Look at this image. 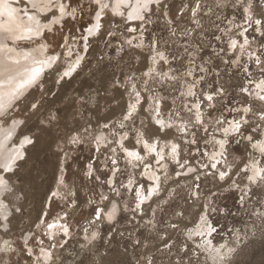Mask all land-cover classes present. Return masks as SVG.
Here are the masks:
<instances>
[{"label":"rangeland","instance_id":"1","mask_svg":"<svg viewBox=\"0 0 264 264\" xmlns=\"http://www.w3.org/2000/svg\"><path fill=\"white\" fill-rule=\"evenodd\" d=\"M63 2L76 11L16 42L41 44L32 65H50L0 115V137L10 132L7 144L21 154L12 172L0 170L14 192L0 196V264H264V180L248 179L252 165L264 168L253 148L264 135L256 83L264 80V23H254L264 22V0H252V21L248 0L153 1L145 19L133 21L105 10L88 36L98 8ZM12 3L21 16L22 7L40 21L53 18L28 0ZM237 121L239 131H223ZM25 137L32 142L22 145ZM126 149L142 159L130 161ZM201 215L216 228L211 235ZM52 219L64 226L58 234L50 233Z\"/></svg>","mask_w":264,"mask_h":264},{"label":"snow or ice","instance_id":"2","mask_svg":"<svg viewBox=\"0 0 264 264\" xmlns=\"http://www.w3.org/2000/svg\"><path fill=\"white\" fill-rule=\"evenodd\" d=\"M17 2H23V0H17ZM156 3H159V0H155ZM28 3L31 4V7L33 10L39 13H47L52 12L54 19L51 21V23H58L60 19H62L66 14L72 15L76 9L73 8L71 12H67L68 7L70 4H65L63 0H28ZM91 3L96 6L99 10L96 11V19L97 21L100 20L101 14L105 12V10H109L114 15L124 16L125 13L121 9H130L127 12V19L128 20H144L145 19V13L149 11L150 4L153 3V0H135L133 3V0H114V3L112 0H91ZM237 6H240L243 3V0H236ZM218 6H226V4L223 2V0H218ZM252 7V0H248L247 7H244V12L249 13L247 16V19L249 21H252V16L250 14V9ZM95 10V9H93ZM23 15L27 16L28 23L25 24L21 19H19V12L16 7H13L12 0H0V53H7L10 54L14 51L12 47L8 46V41L15 44L17 41L22 40H30L32 39V35L35 33L36 35H39V31L41 28V21L38 18L37 15H30L28 14L26 9H22ZM56 11L59 12V17H56ZM6 18V19H5ZM256 25H262V22L260 19H256L254 21ZM95 28H99V23L95 25ZM134 30V29H133ZM89 34L92 33V29L90 28ZM86 39V38H85ZM247 43V40L245 41ZM232 47H236V41H232ZM3 55L0 57V77H4L3 79H0V109L4 108V101L7 98L10 102L11 99H14L15 95L18 93L19 88L23 87L25 83H31L33 82L36 77L39 75L41 69L40 68H32L30 71L25 70V74L27 75V79L24 81H21L15 88L12 87L13 83L15 82V76L11 74L12 69L9 67V62L12 64H19V59H16L12 57L11 55ZM160 59H164L163 54L159 53ZM25 60H28L29 54L25 53L24 57ZM52 59H55L53 57ZM257 63H260L259 57H257ZM68 72H65V75H68ZM5 85L8 87L5 88ZM258 88H261L264 90V80H261L260 83L257 85ZM244 91H247V89H244ZM189 95H193L191 88H189L188 91ZM137 97V103H139V92L135 93ZM208 100L212 99V96L207 97ZM259 99L261 101H264V96H260ZM135 110V105H130V111L128 113L129 116H131L132 111ZM251 109L245 108L244 112L247 113ZM127 118V117H126ZM260 118L264 120V111L261 112ZM199 114L197 115V120H199ZM158 123H162L158 121ZM241 127V124L239 121H237L233 125L234 131H239ZM227 129H225V132L227 133ZM11 133H6L7 137H10ZM104 139L103 136H97L96 141L97 143H100ZM253 138L249 137V140L251 141ZM32 141L25 137V139L22 141L23 144H30ZM77 138L73 137L71 140V143H76ZM221 143V147H223V142ZM144 147L149 152L155 151V145H150L147 142H145ZM253 148L257 149L262 156H264V140L257 141L253 144ZM127 151V150H125ZM173 155H175L177 151V145H172L171 149ZM128 156L135 157L137 160L142 159L139 153L128 151ZM21 154L17 152L16 154L12 153H4L0 152V170H2L5 173L12 172L13 168L15 166L17 158ZM161 159L163 157L161 156ZM159 162V161H157ZM91 167V165H89ZM212 167H215V165H212ZM190 171L192 169H189ZM252 175L248 177V179L252 182H256L257 178L264 180V168H256L255 165L251 166ZM226 175L225 172L220 173V178L223 179ZM59 184H63V174L59 178L58 181ZM14 195L13 189L10 187L9 180L6 179L4 176L0 175V196L9 197ZM56 193H53V196H55ZM139 195V193H138ZM151 195V193H149ZM147 198V197H146ZM104 199H107V197H104ZM241 200H243V197H241ZM3 202L0 201V207H3ZM140 205L137 204V208H139ZM102 210L96 211V216L99 218L101 216ZM116 212V205L113 204L112 209L107 213V219L111 220L113 219ZM6 218V217H5ZM200 221L204 227L207 229V233L211 235L213 232L216 231V228L208 221L206 215L200 216ZM55 224H49V228H54ZM61 227H64L61 225ZM67 231L65 227V232ZM196 235H203V232L200 229V226H197V229L195 230ZM193 235V232H189V239ZM93 238H95V234H93ZM5 244H7V241H5ZM208 245H211V241H207ZM185 247H187L185 245ZM200 247V246H198ZM223 247V246H221ZM215 252L217 254L219 253V249H215ZM189 264H192V261L189 260ZM197 264L199 262L197 261Z\"/></svg>","mask_w":264,"mask_h":264},{"label":"bare ground","instance_id":"3","mask_svg":"<svg viewBox=\"0 0 264 264\" xmlns=\"http://www.w3.org/2000/svg\"><path fill=\"white\" fill-rule=\"evenodd\" d=\"M24 1V0H23ZM153 1H155V0H153ZM14 2V1H13ZM135 2V0H133V3ZM114 3V2H113ZM28 4V3H27ZM12 5H13V7H16L13 3H12ZM26 6V5H25ZM24 7V6H23ZM17 8V7H16ZM19 8V7H18ZM21 9H23L22 7H21ZM99 10V9H98ZM122 11H124V13H125V15L124 16H121V17H124V18H126L127 19V12L130 10V9H121ZM34 11V10H33ZM20 12V11H19ZM35 13V12H34ZM34 13H28V14H30V15H34ZM21 14H23V13H21ZM44 14V13H43ZM46 14V13H45ZM248 14V13H247ZM42 15V14H41ZM112 15H114V14H112ZM245 15H246V13H245ZM115 16H118L119 17V15H115ZM39 18V17H38ZM6 19V18H5ZM19 19H21L25 24H27L28 23V19H27V16H25V15H23V16H21V15H19ZM40 19V18H39ZM54 19V17L53 18H51V19H48L47 21H41V28H40V31H39V35H41L42 34V32L45 30V29H51L52 28V25H53V23H51V21ZM134 20V19H133ZM132 20V21H133ZM129 21V20H128ZM131 21V22H132ZM98 23V21H97V19H96V14H95V16H94V20H93V23L86 29V33H87V36L88 35H91V34H96V32H97V28H95V25ZM133 26V25H132ZM92 29V33L91 34H89V29ZM132 29H134V28H132ZM131 30V29H130ZM44 34V33H43ZM85 34V33H84ZM39 35H36L35 33L32 35V39H34V37L36 36V37H38ZM45 35V34H44ZM86 35V34H85ZM43 36V35H42ZM32 39H30V41L32 40ZM84 39H85V37H84ZM40 40V39H39ZM22 41H24V44L27 42V40H22ZM29 41V40H28ZM84 41H87L86 39L84 40ZM18 42V41H17ZM20 42V41H19ZM37 42V41H36ZM43 42V41H42ZM8 43V46L9 47H12L13 49H14V51L12 52V53H10V54H7V53H0V57H2L3 55H5V54H7V55H11L12 57H14V58H16V59H19V61H20V63L17 65V64H12V63H10L9 62V67L12 69V72H11V74L13 75V76H15V82L13 83V85H12V87L13 88H15L21 81H24V80H26L27 79V75L25 74V70H31L32 68H40L41 69V71H40V73L43 71V68H44V66H48V65H50V61H47V62H43L42 64H36V65H32V63L33 62H36V61H38L39 60V56H42L43 55V46L41 45V44H34V45H30V46H28V45H20V46H17L16 45V42H15V44H13L12 42H10V41H8L7 42ZM83 48H85V47H83ZM85 50V49H84ZM25 53H28L29 54V59L28 60H25L23 57H24V54ZM70 52H67V54L66 55H70L69 54ZM78 55V54H77ZM78 56H80V55H78ZM82 56V55H81ZM79 60H80V57H76V59H73V61L70 63V67H66V68H68L67 70H68V72L69 73H72V71L75 69V67L78 65V63H79ZM155 60H156V57L155 58H153V59H151V63H153V62H155ZM68 65H69V63H68ZM79 66V65H78ZM156 65H154V67H155ZM153 67V68H154ZM65 68V69H66ZM150 68V67H149ZM152 68V67H151ZM64 69V70H65ZM77 70V69H76ZM153 71V70H152ZM40 73H39V75H40ZM75 73V72H74ZM170 73V72H169ZM39 75L36 77V79L39 77ZM61 75V74H60ZM146 75H147V77H149V79H150V77H151V74H150V72H149V69L147 70V73H146ZM68 76V75H67ZM4 77H0V79H3ZM40 80V79H39ZM34 82V81H33ZM33 82H31V83H33ZM38 82V81H37ZM31 83H25L24 84V86L23 87H21V88H19V90H18V93L15 95V97H14V99H11L10 100V102H9V100L6 98L5 99V101H4V108L3 109H0V115H3L6 111H7V109L9 108V106L16 100V98L17 97H19L20 95H22L23 93H24V91L29 87V85L31 84ZM257 83V85L260 83L259 81L258 82H256ZM35 85V84H34ZM8 86L7 85H5V88H7ZM256 93V92H255ZM140 100V99H139ZM136 104V101H130L129 102V104H127L128 105V109H127V113H126V115L124 116V117H127V118H129L130 116L128 115V113H129V111H130V105H135ZM196 106V105H195ZM132 113H133V111H132ZM156 120H158V121H160L161 122V120L160 119H156ZM13 122V121H12ZM109 123V122H108ZM107 123V124H108ZM110 124V123H109ZM233 125H234V123L232 122V123H230V124H228V125H226L225 126V128H224V132H225V129H227L228 131H227V133L229 132V131H232L233 130ZM165 126V125H164ZM7 128H9L10 129V127H7ZM13 128V127H12ZM9 129H8V131H9ZM13 129H15V128H13ZM1 131H5V129L4 130H0V132ZM14 131V130H13ZM226 133V132H225ZM97 136H103L104 137V139L99 143V144H102L104 141H105V133H104V131L102 132V131H100V132H97ZM263 134H264V131H263ZM10 137H11V135H10ZM10 137H7L6 136V134L5 135H3V136H1L0 137V152H4V153H12V154H16L17 152H14L13 150V147L12 146H10V144L8 145L7 143H8V140H10ZM28 137V136H27ZM118 137H119V135H118ZM122 138H123V135H121V137L119 138V140H120V142H122L121 140H122ZM262 140H264V135H263V138H261L260 139V141H262ZM138 141L139 142H141L142 141V143H143V146H144V144H145V142H147L148 144H150L146 139H144L142 136H139L138 137ZM156 140H153V142H155ZM220 142H222V140L220 139V140H218V143H217V149L218 150H220L221 149V143ZM141 143V144H142ZM171 143H172V141H171ZM256 143V142H255ZM151 145V144H150ZM123 146H124V144H123ZM126 147V146H125ZM161 147H162V145H161ZM98 148V147H97ZM144 149H145V147H144ZM170 149H172V147L170 148ZM127 151H126V154H127V152L128 151H132V152H136L135 150H128V149H126ZM146 150V149H145ZM217 150V151H218ZM162 151V150H161ZM19 153H20V150L18 151ZM146 152H149L148 150H146ZM167 152V151H166ZM137 153V152H136ZM258 153H259V151H258ZM158 154V153H157ZM127 156H128V154H127ZM126 156V157H127ZM157 156V155H156ZM128 158H129V160L130 161H135L136 160V158L135 157H130V156H128ZM158 158V157H157ZM214 158V157H213ZM148 171V170H147ZM156 172V171H155ZM145 173V172H144ZM62 174V173H61ZM146 174H148V173H146ZM252 175V171H251V173H250V176ZM61 176V175H60ZM150 176V175H149ZM146 177H148V176H146ZM148 179H149V177H148ZM153 179V178H152ZM59 180V179H58ZM154 180H155V178H154ZM153 180V181H154ZM151 182H152V180H151ZM155 182V181H154ZM150 187V186H149ZM140 190H138V192H139ZM147 196V195H146ZM139 198H141V195H139ZM112 206H113V204H112ZM111 209H112V207H110ZM3 211V210H2ZM116 215V214H115ZM55 219V218H54ZM53 220V219H52ZM51 224H55L56 226L54 227V228H50V233L52 234V235H54V234H58V231L60 230V229H64L63 227H61V224L58 222V221H55V220H53L52 221V223ZM203 229H204V227H203ZM206 229V228H205ZM204 231V230H203ZM206 231V230H205ZM207 232V231H206ZM195 233V232H194ZM204 233V232H203ZM91 234H93V232L91 233ZM207 234V233H206ZM208 235V234H207ZM193 236V235H192ZM93 236L92 235H90L89 236V240L92 238ZM88 239V238H87ZM86 239V240H87ZM90 242V241H89ZM219 248V247H218ZM44 248H42V250H43ZM217 249V248H216ZM217 253V252H216ZM212 254V253H211ZM219 254V253H218Z\"/></svg>","mask_w":264,"mask_h":264}]
</instances>
